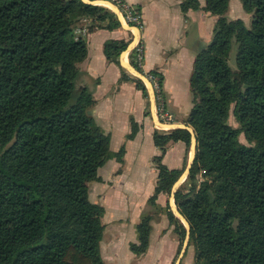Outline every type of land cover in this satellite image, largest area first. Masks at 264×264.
Masks as SVG:
<instances>
[{
	"label": "trees",
	"instance_id": "obj_1",
	"mask_svg": "<svg viewBox=\"0 0 264 264\" xmlns=\"http://www.w3.org/2000/svg\"><path fill=\"white\" fill-rule=\"evenodd\" d=\"M240 1L249 27L227 18L229 0H205L216 21L190 77L196 153L174 201L190 225L195 264H264V0ZM199 7L198 0L180 4L184 12ZM86 17L115 18L82 0H0V264H105L104 209L90 201L89 183L100 180L107 160L122 161L124 148L110 150L109 135L89 115L91 92L75 86L87 45L73 30ZM117 25L115 18L106 28ZM233 41L236 70L228 64ZM127 44L107 40L106 58L118 62ZM232 104L238 127L227 121ZM137 129L131 120L127 138ZM153 140L161 154L151 204L183 172H162L166 145L181 140L188 148L191 133L156 130ZM164 211L178 235L185 230ZM155 217L138 221L132 252L147 249Z\"/></svg>",
	"mask_w": 264,
	"mask_h": 264
},
{
	"label": "crops",
	"instance_id": "obj_2",
	"mask_svg": "<svg viewBox=\"0 0 264 264\" xmlns=\"http://www.w3.org/2000/svg\"><path fill=\"white\" fill-rule=\"evenodd\" d=\"M126 1L142 14L144 27L140 33L121 22L111 9L108 10L119 25L106 28L114 17L111 20L86 17L73 30L74 35L87 45V55L77 65L75 86L78 90L91 92L94 103L89 115L109 135L110 150L118 152L124 148L122 161L116 158L107 160L98 169L100 180L89 183L90 201L104 209L101 220L108 238L103 240L102 237L100 241V255L105 264H189L194 259L193 245L188 247L185 239L179 244L175 225L170 224L166 213L161 212L168 203L177 217L169 197L160 191L155 204L149 201L159 176L155 158L161 154V149L154 143L153 133L187 128L192 143L195 134L187 122L193 107L190 77L196 55L211 41L216 16L203 9L205 0H198L199 9L186 12L180 8L183 0ZM226 15L229 19L240 18L246 25L250 23L251 14L244 11L240 0H229ZM84 26L87 32L83 33L80 29ZM138 36L144 45L143 69L158 72L161 76L166 105L174 117L171 123L158 122L154 115L152 91L138 76L133 58ZM107 40L128 43L118 56V62L106 58L104 44ZM123 73L129 78L121 79ZM136 79L146 91L137 86ZM131 120L136 122L138 129L134 137L128 139ZM190 148L191 145L187 149L181 140L170 141L161 158L162 172L183 169L179 184L186 179L192 162L189 161ZM148 215L156 216L151 221L148 247L134 253L130 244L137 242L136 225ZM180 221L185 234L188 233L184 221ZM185 249V255L189 256L187 263H184L186 256H181Z\"/></svg>",
	"mask_w": 264,
	"mask_h": 264
},
{
	"label": "built area",
	"instance_id": "obj_3",
	"mask_svg": "<svg viewBox=\"0 0 264 264\" xmlns=\"http://www.w3.org/2000/svg\"><path fill=\"white\" fill-rule=\"evenodd\" d=\"M93 5L105 7L114 10L121 22L131 26L137 32H141L144 27V21L139 9L127 2L126 0H82ZM87 32L86 26L80 29ZM77 29L76 31H80ZM133 58L137 67V73L142 82L149 86L153 94V108L154 115L158 122L168 124L173 122L174 117L171 112L167 110L164 90L162 86V79L158 72L146 71L143 69L144 61V45L140 36L137 37L133 47Z\"/></svg>",
	"mask_w": 264,
	"mask_h": 264
},
{
	"label": "rangeland",
	"instance_id": "obj_4",
	"mask_svg": "<svg viewBox=\"0 0 264 264\" xmlns=\"http://www.w3.org/2000/svg\"><path fill=\"white\" fill-rule=\"evenodd\" d=\"M245 11V10H244ZM246 12V11H245ZM247 13V12H246ZM248 14H250V13H248ZM227 16V15H226ZM236 19H240V18H236ZM242 20V19H241ZM243 21V20H242ZM250 22H251V15H250ZM243 23H244V21H243ZM244 25L246 26V27H249L250 26V23L248 24V25H246L245 23H244ZM236 49H237V45H236V43L233 41L232 43H231V49H230V52H229V57H228V64H229V66H230V68L232 69V70H236V61H235V56H236ZM164 97H165V93H164ZM165 103H166V98H165ZM166 107H167V105H166ZM167 110H168V108H167ZM233 110H234V104H232L231 105V107H230V109H229V112H228V118H227V121H228V123L230 124V125H232L233 127H238L239 126V124H238V122L235 120V117H234V114H233ZM169 111V110H168ZM170 112V111H169ZM239 141L241 142V143H243V144H245V145H251L246 139H245V137H244V135L243 134H240L239 135ZM190 145H191V148H190V156H189V161H192L193 162V159H194V156H195V153H196V143H190ZM190 145L188 146V148L190 147ZM187 148V149H188ZM192 162L190 163V166H189V170H190V167H191V164H192ZM188 173H189V171H188ZM203 174H204V171L202 170V171H200L199 172V174L197 175L198 176V180H199V178L200 179H202L203 178ZM177 182V181H176ZM185 179L183 180V182L181 183V184H178V186H177V188L174 190L173 189V187L171 188V191L170 192H168V193H165L166 195H167V197H169V200H170V204L172 205V207H173V209L174 210H176V211H178L179 213H180V211L178 210V208H177V206H176V203H175V201H174V194H175V192L180 188V189H182L183 191L185 190L183 187L185 186ZM164 193V192H163ZM176 206V207H175ZM167 207H169V204L167 203V205L165 206V207H162L161 208V212H164L165 213V211H164V209L165 208H167ZM175 208H177V209H175ZM163 210V211H162ZM174 210H173V212H174ZM172 212V211H171ZM175 213V212H174ZM176 214V213H175ZM181 214V213H180ZM174 215V214H173ZM182 215V214H181ZM175 216V215H174ZM176 216H177V214H176ZM178 217V218H177ZM176 218L180 221V220H182V221H184V223H185V225L187 226V229H188V233H186L185 234V230H183V229H180L179 231H180V233H179V235H178V239H179V244L181 245L182 244V242H183V240L185 239V240H187V245H188V247L189 246H191V245H193L192 244V242L190 241V225H189V223L187 222V220L185 219V217L182 215V219L181 218H179V216H177ZM181 222V221H180ZM181 224H182V222H181ZM183 225V224H182ZM185 228V227H184ZM106 229H105V231H104V234H103V240H106L108 237L105 235L106 234ZM186 236V237H185ZM188 238V239H187ZM186 242V241H185ZM186 248H187V246H186ZM193 249H194V246H193ZM186 251L184 252V253H182V257L184 258L186 255V252H187V249H185ZM192 258V257H191ZM182 259V258H181ZM181 259H180V261H181ZM193 259V258H192ZM187 262H189V256L187 255L186 257H185V259H184V263H187ZM113 263V262H112ZM180 264V263H179ZM189 264H195V259H193V260H191L190 262H189Z\"/></svg>",
	"mask_w": 264,
	"mask_h": 264
},
{
	"label": "water",
	"instance_id": "obj_5",
	"mask_svg": "<svg viewBox=\"0 0 264 264\" xmlns=\"http://www.w3.org/2000/svg\"><path fill=\"white\" fill-rule=\"evenodd\" d=\"M192 142H193V143H196L195 135H194L193 138H192ZM183 175H184V174H182L181 177H183ZM181 177H180V178H181ZM179 180H180V179H179ZM179 180L173 185V189H174V190L177 188V186H178V184H179ZM174 212L177 214V216H179V218L182 219V215H181L178 211L174 210Z\"/></svg>",
	"mask_w": 264,
	"mask_h": 264
}]
</instances>
